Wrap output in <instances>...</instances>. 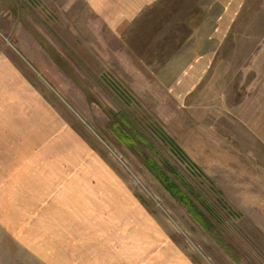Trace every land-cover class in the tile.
Returning a JSON list of instances; mask_svg holds the SVG:
<instances>
[{
  "label": "rangeland",
  "instance_id": "rangeland-1",
  "mask_svg": "<svg viewBox=\"0 0 264 264\" xmlns=\"http://www.w3.org/2000/svg\"><path fill=\"white\" fill-rule=\"evenodd\" d=\"M0 264H264V0H0Z\"/></svg>",
  "mask_w": 264,
  "mask_h": 264
},
{
  "label": "trees",
  "instance_id": "trees-1",
  "mask_svg": "<svg viewBox=\"0 0 264 264\" xmlns=\"http://www.w3.org/2000/svg\"><path fill=\"white\" fill-rule=\"evenodd\" d=\"M122 137H123L124 140L127 141L128 143L131 142V140H130V138L128 137V135H122ZM145 162L147 163V165H148L149 167H151L150 169H152V171L155 173V175H156L157 177L160 178V180L165 184L166 188H167L170 192H172L177 198H179L180 200L185 201V202L189 205L190 202H187V200H186L187 198L184 197V196L180 193L178 186H176V185H174V184H172V183L170 182L169 177L166 176L164 173L161 172L162 170H160L159 165H158L155 161L151 160V158H150V161L147 160V161H145ZM189 207H190V209H192V210L194 209L192 206H189Z\"/></svg>",
  "mask_w": 264,
  "mask_h": 264
}]
</instances>
